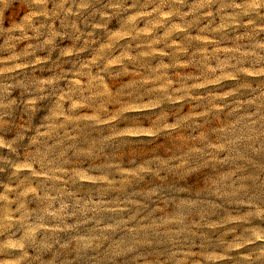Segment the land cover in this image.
Masks as SVG:
<instances>
[{"label": "clouds", "instance_id": "obj_1", "mask_svg": "<svg viewBox=\"0 0 264 264\" xmlns=\"http://www.w3.org/2000/svg\"><path fill=\"white\" fill-rule=\"evenodd\" d=\"M0 264H264V0H0Z\"/></svg>", "mask_w": 264, "mask_h": 264}]
</instances>
